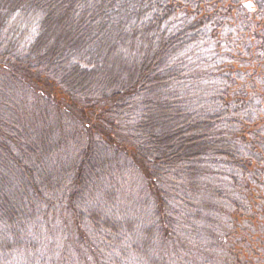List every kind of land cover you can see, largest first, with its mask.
Segmentation results:
<instances>
[{
  "label": "trees",
  "instance_id": "trees-1",
  "mask_svg": "<svg viewBox=\"0 0 264 264\" xmlns=\"http://www.w3.org/2000/svg\"><path fill=\"white\" fill-rule=\"evenodd\" d=\"M0 264H264V0H0Z\"/></svg>",
  "mask_w": 264,
  "mask_h": 264
}]
</instances>
